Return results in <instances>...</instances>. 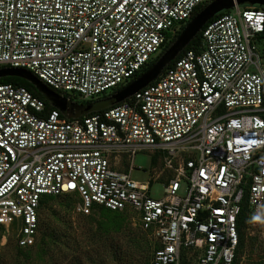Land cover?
I'll return each mask as SVG.
<instances>
[{
    "label": "built area",
    "instance_id": "obj_1",
    "mask_svg": "<svg viewBox=\"0 0 264 264\" xmlns=\"http://www.w3.org/2000/svg\"><path fill=\"white\" fill-rule=\"evenodd\" d=\"M208 1L0 0V68L94 102L138 76ZM200 31V47L152 83L76 118L0 83V225L16 227L19 247L35 243L43 195L76 194L80 214L134 212L153 241L149 264H234L242 206L248 220L264 207V52L254 43L264 7L234 3ZM140 150L172 170L161 198L131 178Z\"/></svg>",
    "mask_w": 264,
    "mask_h": 264
},
{
    "label": "rangeland",
    "instance_id": "obj_2",
    "mask_svg": "<svg viewBox=\"0 0 264 264\" xmlns=\"http://www.w3.org/2000/svg\"><path fill=\"white\" fill-rule=\"evenodd\" d=\"M254 43L258 53L264 52L262 39ZM72 101L84 104L78 96H73ZM182 157L183 154L174 158L173 165ZM115 164L127 169L128 156L117 157ZM132 164L131 178L149 181L150 197L161 198L163 177L172 173L163 166L162 156L140 150L133 155ZM184 187L185 183L181 182L180 192ZM41 200L33 246L19 247L16 227L0 225V264H149L153 241L139 227L134 212L113 214L94 206L90 213L80 214L75 210L79 201L76 194L43 195ZM116 221L119 225L112 226ZM45 225L55 242L42 243ZM243 230L244 246L237 264H264V207L250 214ZM192 259L193 256L185 255L181 264H191Z\"/></svg>",
    "mask_w": 264,
    "mask_h": 264
},
{
    "label": "water",
    "instance_id": "obj_3",
    "mask_svg": "<svg viewBox=\"0 0 264 264\" xmlns=\"http://www.w3.org/2000/svg\"><path fill=\"white\" fill-rule=\"evenodd\" d=\"M237 5H258L264 7V0H210L205 4L182 28L173 42L158 56V58L126 85L94 102L77 104L68 101L65 97L47 87L40 79L30 71L17 67L0 68V78L5 76H17L25 79L33 85L35 90L52 106L69 118H76L90 112L99 111L123 101L139 89L152 83L174 60L178 54L191 42L201 28L215 14Z\"/></svg>",
    "mask_w": 264,
    "mask_h": 264
},
{
    "label": "trees",
    "instance_id": "obj_4",
    "mask_svg": "<svg viewBox=\"0 0 264 264\" xmlns=\"http://www.w3.org/2000/svg\"><path fill=\"white\" fill-rule=\"evenodd\" d=\"M246 7H248V5H245ZM254 6H258V5H254ZM203 6H200L199 8H197V11H199L201 8H202ZM195 13H197V12H195ZM220 13V12H219ZM219 13H217V14H215L211 19H213V18H215V17H217L218 16V14ZM184 27V26H183ZM182 27V28H183ZM182 28H181V30H182ZM181 30H179L172 38H171V40H169V42L167 43V45L163 48V50H162V52L173 42V40L175 39V37L177 36V34L181 31ZM261 38L263 39V41H264V31H263V33H262V35H261ZM200 43H201V31H199L198 32V34L191 40V42L178 54V56H180L185 50H187V49H198L199 47H200ZM161 52V53H162ZM160 53V54H161ZM159 54V55H160ZM158 55V56H159ZM158 56L154 59V60H152L150 63H149V65L150 64H152L157 58H158ZM177 56V57H178ZM175 60V59H174ZM174 60H172L164 69H166V68H168V67H170L173 63H174ZM148 65V66H149ZM147 66V67H148ZM146 67V68H147ZM146 68H144L143 70H145ZM142 70V71H143ZM164 71V70H163ZM5 82H9V83H12V84H15V85H21V86H24V87H26L31 93H33L35 96H37V97H39L40 99H42L43 101H44V104H45V108L46 109H50V108H52V106L42 97V95L39 93V92H37L36 90H35V88L33 87V85L32 84H30L28 81H26L25 79H23V78H20V77H17V76H5V77H1L0 78V83H5ZM154 160V159H153ZM48 197H52V196H48ZM41 202H42V200L40 201V204H41ZM40 204H39V206H40ZM95 207H100L101 209H104V210H106V211H108V212H111V213H113V214H115V213H121V212H118V211H110V210H108V209H106V208H104V207H101V206H97V205H94ZM93 206V207H94ZM39 209V208H38ZM247 212H248V209H247V207H246V205L244 204L243 206H242V211H241V213H240V215H239V217H238V231H239V237H238V244H237V247H236V255H235V259H234V264H237L238 262H239V260H240V252L243 250V246H244V241H243V232H242V230H243V228L245 229V225L247 224V222H248V214H247ZM119 221H116V223L115 224H113L112 226H117V225H119ZM48 227L45 225V226H43V241H42V243L44 244V243H47V242H55L56 241V239L55 238H53V236H52V233H50V232H47V229ZM38 229V228H37ZM244 231V230H243ZM35 244V243H34ZM33 244V245H34ZM33 245H31V246H33ZM42 245V244H41ZM30 247V246H29ZM29 247H27V248H29ZM182 260H184V256H183V258H182Z\"/></svg>",
    "mask_w": 264,
    "mask_h": 264
}]
</instances>
